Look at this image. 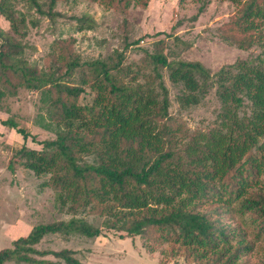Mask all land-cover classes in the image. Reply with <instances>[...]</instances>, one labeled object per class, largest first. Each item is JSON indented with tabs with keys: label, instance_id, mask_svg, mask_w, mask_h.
<instances>
[{
	"label": "trees",
	"instance_id": "16d2710c",
	"mask_svg": "<svg viewBox=\"0 0 264 264\" xmlns=\"http://www.w3.org/2000/svg\"><path fill=\"white\" fill-rule=\"evenodd\" d=\"M12 1L0 0V14L22 38L25 18L14 16ZM15 1L52 21L60 14L58 2L90 1L122 14L149 2ZM229 1L235 9L218 28L219 38L242 50L255 47V56L212 73L200 61L169 60L159 39L148 55L154 75L144 82L123 65L122 53L115 60L82 61L73 36L54 39L38 66L26 56L32 45L0 29V97L19 88L40 91L46 121L41 116L37 125L55 137L36 141L14 119L0 122L41 145H22L15 157L36 176L48 175L41 186L54 190L58 211L70 216L34 225L13 239L11 247L0 249V264H54L34 255L85 264L75 249L35 246L48 234L94 238L104 230L138 235L150 250L167 244L166 256L180 254L195 264H264V0ZM76 20L77 31L95 25L89 14ZM160 68L182 85L183 107L216 87L221 107L212 126L190 131L169 112ZM86 92L90 99L82 102ZM246 104L249 113L242 109ZM87 216L101 218L100 224Z\"/></svg>",
	"mask_w": 264,
	"mask_h": 264
},
{
	"label": "rangeland",
	"instance_id": "374dc122",
	"mask_svg": "<svg viewBox=\"0 0 264 264\" xmlns=\"http://www.w3.org/2000/svg\"><path fill=\"white\" fill-rule=\"evenodd\" d=\"M11 7L18 20L25 18V25L19 26V31H25V36L21 38L20 34H16L2 14L0 29L11 38L32 45L34 49H26V56L38 66L43 65L54 39L69 36L75 37L74 50L82 61H106L109 57L115 60L116 53H122L123 65L137 75L139 82L154 75L148 55L153 53L159 39L164 41V52L169 60L200 61L212 73L225 64L255 56L259 52L255 47L239 49L219 38L218 28L235 9L229 0H149L145 8L133 5L125 14L90 1L58 2L55 10L60 14L54 21L29 8L26 3L13 0ZM85 14L93 17L95 25L90 30L77 31L76 19ZM31 20H36L37 25L33 26ZM159 71L168 89L169 112L190 131L207 130L212 126L221 107L216 87H210L197 104L183 107L178 101L183 93L182 85L172 83L165 68ZM89 99L90 94L86 92L81 101ZM242 109L249 113V104ZM41 116L45 120V104L40 91L19 88L15 95L0 97V120L14 119L20 127L34 135L36 141L54 138L53 131L37 125V119ZM22 145L41 148L30 136L23 139L14 129L0 122V249L11 247L12 238L26 234L34 225L70 217L58 211L54 190L41 186L48 175L36 176L19 164L15 152ZM10 162L12 169L8 167ZM87 217L94 225L100 224L101 218ZM231 223L237 224L234 221ZM35 247L40 250L75 249L78 251L75 256L85 264H160L162 260L165 264H195L180 254L166 256L162 252L167 244L150 250L140 236L128 237L114 230H104L103 235L94 238H83L76 234L70 237L48 234ZM34 256L51 260L54 264H64L52 255Z\"/></svg>",
	"mask_w": 264,
	"mask_h": 264
},
{
	"label": "crops",
	"instance_id": "0c3cea01",
	"mask_svg": "<svg viewBox=\"0 0 264 264\" xmlns=\"http://www.w3.org/2000/svg\"><path fill=\"white\" fill-rule=\"evenodd\" d=\"M29 231H30V229L28 230V232H29ZM4 232H6L5 229H4ZM28 232H27V233H28ZM27 233H26V234H27ZM26 234H24V235H26ZM24 235H21V236H24ZM13 239H14V238H12V240H13Z\"/></svg>",
	"mask_w": 264,
	"mask_h": 264
}]
</instances>
